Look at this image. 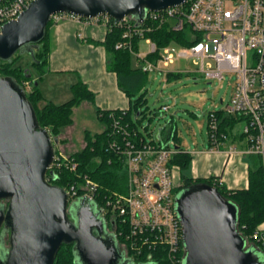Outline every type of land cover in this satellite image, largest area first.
I'll return each mask as SVG.
<instances>
[{
  "label": "built area",
  "instance_id": "2783aa9c",
  "mask_svg": "<svg viewBox=\"0 0 264 264\" xmlns=\"http://www.w3.org/2000/svg\"><path fill=\"white\" fill-rule=\"evenodd\" d=\"M31 1L0 0V32L3 25L16 19ZM64 17L88 23L104 21L109 29L112 24L122 27V39L115 48L129 49L138 67L145 72L168 73L167 68L177 58L188 57L193 58L207 79L222 80L227 74L234 75L233 90L224 111L247 117L244 133L250 143L249 152L264 155V0H188L162 10H147L142 20L129 15L115 22L109 15L83 18L66 13L54 14L51 19L57 22ZM162 25L175 31L188 29L192 41L196 34L202 36L181 49L169 44L160 50V58L152 61L147 56L157 50V45L150 37H145V33ZM135 38L140 39L138 49ZM141 42L148 48L143 49ZM167 109L166 105L162 107V110ZM214 111L209 112V136L218 148L227 134L220 131V121ZM109 118L107 148L123 160L127 186L125 192H113L102 204L96 203L97 208L104 218L114 221L115 234L130 257L147 252L151 259L152 252L159 250L164 252L168 264H183L186 248L175 208L174 165L169 164L178 151L171 144L174 140L160 143L139 137L137 129L124 120V113L110 112ZM55 150L46 176L51 183L63 170L76 172L79 167L73 153ZM81 177V181L68 182L65 187L69 204L81 197L94 201L98 195L99 183L87 174ZM240 233L246 239V247L264 253L263 224L248 235Z\"/></svg>",
  "mask_w": 264,
  "mask_h": 264
},
{
  "label": "water",
  "instance_id": "95a60500",
  "mask_svg": "<svg viewBox=\"0 0 264 264\" xmlns=\"http://www.w3.org/2000/svg\"><path fill=\"white\" fill-rule=\"evenodd\" d=\"M186 1L32 0L3 25L0 59L18 51L33 53L32 45L43 39L57 13L142 20L147 10ZM57 140L41 127L25 88L14 77L0 75V233L2 228L9 233V248L0 245V264H54L61 246L69 243L81 264H124L117 240L101 227L96 203L81 197L69 204L65 188L47 180ZM175 208L186 248L183 264H264L255 248L246 247L239 207L217 187L192 183L176 193Z\"/></svg>",
  "mask_w": 264,
  "mask_h": 264
},
{
  "label": "trees",
  "instance_id": "16d2710c",
  "mask_svg": "<svg viewBox=\"0 0 264 264\" xmlns=\"http://www.w3.org/2000/svg\"><path fill=\"white\" fill-rule=\"evenodd\" d=\"M111 19V21L114 20L113 18ZM53 23L54 20L51 19L43 39L32 45L33 53L28 52L33 58L32 64L36 70L35 75L26 70L21 63H18L19 51L9 60L0 59V75L14 77L25 88L28 98L34 105L41 127L48 129L53 137L58 138L64 128L73 124L74 108L83 100L94 102V93L85 82L79 81L72 87L73 97L66 102L55 103L47 99L43 94L39 81L47 71L51 49L50 27ZM112 25L103 41L108 54V68L117 74L118 84L131 100V106L126 110L96 108L98 119L105 124L103 130L95 133L88 129L84 131L85 146L79 151L73 152V156L79 164L78 170L76 172L63 170L56 181H54L55 184L65 188L68 182L81 181V176L87 174L100 185L98 195L94 199V202L99 204H102L104 198L113 192H125L127 186V175L124 170L123 160H120L115 153L107 148L109 125L111 123L110 112H114L116 115L124 113V120L132 128L137 129L139 137L145 138L138 128V122L148 111L141 109V106H147V98L143 88L149 74L132 64L133 54L129 49L115 48L116 43L122 39L123 28ZM188 33V29L175 31L168 25L156 26L152 30L147 31L145 37H150L157 45V50L149 53L147 58L157 61L160 58V50L173 42L189 46L201 39L202 35L196 34L195 40L192 41L189 39ZM139 40V38L134 40L136 49H138ZM36 75L37 78H35ZM214 112L220 121V131L224 134H230L237 122H246L248 120L245 115H230L222 109ZM170 139L175 141L178 151L171 157L169 164L171 166L178 165L183 169L189 168L192 162V155L183 150L174 127H163L159 139L151 141L167 143ZM199 181L207 182L217 187L227 199L239 207V231L243 234H250L264 222V158L262 154L256 153L255 162L249 172L248 187L227 189L216 177L195 178L183 174L180 185L175 186L174 191L177 193L180 189ZM116 225L119 227L117 222ZM120 240H123V238ZM133 257L136 263L168 264L164 252L159 250L152 252L151 259L148 258L147 252ZM54 264H81L76 257L73 243L61 246Z\"/></svg>",
  "mask_w": 264,
  "mask_h": 264
},
{
  "label": "crops",
  "instance_id": "0c3cea01",
  "mask_svg": "<svg viewBox=\"0 0 264 264\" xmlns=\"http://www.w3.org/2000/svg\"><path fill=\"white\" fill-rule=\"evenodd\" d=\"M108 31L109 27L104 21L88 23L70 17L54 21L50 27L51 49L47 71L41 82L39 81V86L47 85V80L48 84L50 81L54 82V76L58 74H69L71 77L67 86L57 88V84L54 83L56 84L54 91H51L48 85L40 86L47 99L55 103L66 102L68 101L66 99H71L73 95V85L83 81L94 93V102L83 100L74 108L73 114L80 105L92 106L95 115H97L96 108L124 110L130 108L131 100L120 88L117 74L108 68V54L103 44ZM170 74V72L167 73L168 77ZM223 101L224 99H221V102ZM240 123H242L241 126H239ZM171 126L172 124L167 123L163 127ZM244 127V121L237 122L218 148L212 144L211 140H208L202 148L187 150L180 141L183 150L192 155L190 176L216 177L227 189L248 187L249 172L255 162L256 153L249 152L250 143L244 133ZM162 128L157 139L160 137ZM174 166L180 168L178 165ZM262 224L264 225V222Z\"/></svg>",
  "mask_w": 264,
  "mask_h": 264
},
{
  "label": "rangeland",
  "instance_id": "374dc122",
  "mask_svg": "<svg viewBox=\"0 0 264 264\" xmlns=\"http://www.w3.org/2000/svg\"><path fill=\"white\" fill-rule=\"evenodd\" d=\"M171 44L178 49L183 47L178 42ZM142 45L143 49L148 48L144 42ZM32 59L28 52L20 53L18 63H21L26 70L35 75L36 70L32 64ZM132 64L138 66V61L134 55L132 56ZM198 68L199 65L194 62L193 58L179 57L167 68V71L171 73L169 77L167 73H161L157 70L148 73L143 88L147 98V106H141V109L148 111L138 122V128L148 141L157 140L160 129L167 123L172 124L176 129L177 138L187 150L202 148L205 141L210 140L209 110H224L233 90L234 75L227 74L222 80L207 79ZM54 77V82L50 81L48 84L47 80L48 86L45 84L40 86L45 85L54 91L56 84L57 88L67 86L71 76L58 74ZM72 97L73 95H71ZM221 99L224 101L221 102ZM164 105L168 106L167 110H162ZM73 117V124L64 128L55 142V148L66 154L79 151L85 146V129L95 133L102 131L105 126L95 115L92 106L80 105ZM174 142H171L173 147ZM172 174L174 184L179 186L183 174L191 175V167L183 169L174 166ZM257 253L264 261V253L260 250H257Z\"/></svg>",
  "mask_w": 264,
  "mask_h": 264
},
{
  "label": "flooded vegetation",
  "instance_id": "af4514ba",
  "mask_svg": "<svg viewBox=\"0 0 264 264\" xmlns=\"http://www.w3.org/2000/svg\"><path fill=\"white\" fill-rule=\"evenodd\" d=\"M95 212H98L97 209H95ZM70 217L71 219H74L73 217V213L70 212ZM98 218L100 220V223H101V227L103 229V231L105 232V234L108 236V237H113L117 240L118 242V246H119V252L121 254L120 258H119V262L120 263H124V264H138L134 261V259L132 257H130L127 253H126V250L123 248V246L121 245L118 237L116 236L115 234V231H114V221H109L107 220L106 218H104L101 213L98 214ZM0 245H3L4 248H9V233L4 230L3 231V228L1 230V233H0ZM144 264V263H143Z\"/></svg>",
  "mask_w": 264,
  "mask_h": 264
}]
</instances>
